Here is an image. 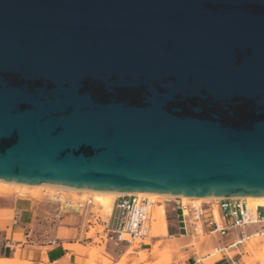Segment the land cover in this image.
<instances>
[{
    "label": "water",
    "instance_id": "1",
    "mask_svg": "<svg viewBox=\"0 0 264 264\" xmlns=\"http://www.w3.org/2000/svg\"><path fill=\"white\" fill-rule=\"evenodd\" d=\"M0 179L264 196V0H0Z\"/></svg>",
    "mask_w": 264,
    "mask_h": 264
},
{
    "label": "rangeland",
    "instance_id": "2",
    "mask_svg": "<svg viewBox=\"0 0 264 264\" xmlns=\"http://www.w3.org/2000/svg\"><path fill=\"white\" fill-rule=\"evenodd\" d=\"M58 192L62 200H70L72 203L84 201L91 198L92 202L89 206L83 209L69 206H62L60 218H65L60 222L55 219V215L59 213V204L55 202L52 197ZM12 201L14 199H21L26 201L32 207L34 220L30 227L27 228L29 239L47 240L54 237H70L76 234L74 227L84 222L83 227L87 229V233H83V237H88L86 241L92 240L89 251V264H176L184 263L188 257L185 250L191 253L203 255L210 252L211 258H220L219 253H215L209 245L210 239L204 235H193L180 239L176 243L171 235H167V219L172 216L171 206L176 197H150V200H155L156 204L153 209V216H151L152 232H150L151 222L148 227L147 236L145 238H137L132 243L123 242L117 246L106 241L104 238L103 229L111 220V215L102 217L96 204H94V196L87 193L71 192L66 190H50L48 188H28V187H14L0 184V204L1 199ZM116 197H113V201ZM191 199L181 200L183 202ZM249 204V203H248ZM251 205V204H249ZM162 207L165 213H162ZM164 215V217H163ZM4 216V213H1ZM70 225L73 229H67L65 226ZM60 226V227H59ZM58 232H56L57 228ZM254 226L247 227L245 238L240 244H237L229 255L237 253L241 256L243 264H260L257 260V254L264 249V234H254ZM252 235L254 237H252ZM251 236V237H250ZM218 235L214 237L215 243L218 244ZM85 241V239L83 240ZM222 242V241H221ZM174 243V244H172ZM208 246L205 249V246ZM107 247H111L114 252H119L120 255L115 256L108 253ZM241 253V255H240ZM109 258H107V257Z\"/></svg>",
    "mask_w": 264,
    "mask_h": 264
},
{
    "label": "built area",
    "instance_id": "3",
    "mask_svg": "<svg viewBox=\"0 0 264 264\" xmlns=\"http://www.w3.org/2000/svg\"><path fill=\"white\" fill-rule=\"evenodd\" d=\"M52 199L59 204L60 209L59 213L55 215V219L60 218L63 205L83 209L92 202L91 198H88L72 203L68 199L62 200L58 192L53 195ZM155 204V200L137 194L117 196L113 201L111 220L103 229L105 240L118 245L123 242L131 243L136 238H145L151 222L152 208ZM171 211L183 229L189 230L193 235L216 234L223 237L229 231L237 229L238 238L233 244L226 247L236 246L247 238L245 233L249 226L255 227L254 234H264V206L256 205L252 208L243 197L194 199L186 202L176 197ZM224 249V247L216 246L213 251L222 256ZM225 256L231 258L227 254ZM234 264H241V262L239 259H235Z\"/></svg>",
    "mask_w": 264,
    "mask_h": 264
},
{
    "label": "crops",
    "instance_id": "4",
    "mask_svg": "<svg viewBox=\"0 0 264 264\" xmlns=\"http://www.w3.org/2000/svg\"><path fill=\"white\" fill-rule=\"evenodd\" d=\"M161 211L165 213L163 207ZM1 213H4V216H1ZM65 218L59 219L60 222L64 221ZM33 220L32 207L26 201L21 199H14L12 201H8L4 198L1 199L0 264H89V255L92 252V250L89 251V248L93 241H86L88 237H83V233H87L88 231L83 227V221L74 227L76 231L74 236L59 237L55 235L47 240H35L29 239V234L27 232V228L30 227ZM166 221L167 235H171L170 237H173L176 243H178L180 239L193 236L189 230L183 229L181 223L174 218L173 213L170 219ZM69 226L70 225H67L65 227L67 229H73V227ZM59 227L56 229V232H58ZM238 234V230L233 229L223 237L218 236V244H216L214 240L216 234L204 235L210 239L209 245L212 250L216 246L225 248L223 255L213 260L210 252H206L203 255L199 253L198 255L196 253H191L189 250H185V252L188 253V257L185 259L184 263L234 264L235 259H239L241 264H243L241 256H238L237 253L234 254V256L229 255V252L233 251L237 245L226 247L236 241ZM84 239L85 241H83ZM209 245L205 246V249H207ZM107 250L111 255H120L119 252H114L111 247H107ZM226 254L231 258L229 259L226 257Z\"/></svg>",
    "mask_w": 264,
    "mask_h": 264
},
{
    "label": "bare ground",
    "instance_id": "5",
    "mask_svg": "<svg viewBox=\"0 0 264 264\" xmlns=\"http://www.w3.org/2000/svg\"><path fill=\"white\" fill-rule=\"evenodd\" d=\"M0 184H3L5 186L28 187V188H42V187H44V188H48L50 190H66V191H71V192L74 191V192L91 194L94 196V199H95L94 204H96V206L98 208L97 210H98V212H100V215L102 217H106L108 215L109 216L111 215L112 209H113V204H112L113 197H117L119 195L137 194L138 196H145L148 198H150V197H164V198L177 197L181 200H186V199H191V200H194V199H198V200L199 199H219L220 197H222V196L192 197V196H186V195H172V194H162V193H155V192L150 193V192L103 191V190H94V189H87V188H75V187H69V186L53 184V183H41V184L15 183V182L3 180V179H0ZM243 198H245L246 201L249 204H251L250 206L252 208H254L256 205L264 206V196L263 197H261V196H245ZM153 211H154V209L152 208V216H153ZM152 223H153V218H152V222H151L150 232H152ZM255 235L257 236V234H255ZM252 237H254V236L252 235ZM258 259L260 261L259 262L260 264H264V249L261 250L257 254V260Z\"/></svg>",
    "mask_w": 264,
    "mask_h": 264
}]
</instances>
